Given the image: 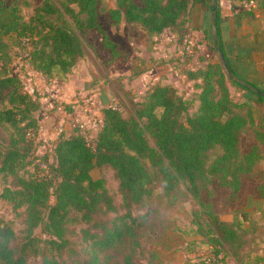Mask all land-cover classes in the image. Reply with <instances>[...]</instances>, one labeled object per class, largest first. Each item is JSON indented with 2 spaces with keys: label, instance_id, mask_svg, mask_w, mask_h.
<instances>
[{
  "label": "trees",
  "instance_id": "obj_1",
  "mask_svg": "<svg viewBox=\"0 0 264 264\" xmlns=\"http://www.w3.org/2000/svg\"><path fill=\"white\" fill-rule=\"evenodd\" d=\"M228 1L231 7H239V15L252 14L250 3L254 1L257 8L264 10V0ZM243 3L250 6L244 8ZM194 5L213 14L212 0H115L107 14L112 27L140 29L147 38L169 32L181 43ZM215 5L216 42L224 55L219 41L218 0ZM98 6L99 0H41L25 16L19 2L6 5L0 1V175L11 179L2 189L0 200L21 217L23 225L20 238L8 222L0 219V264H34L30 260L33 256L40 258L36 264H67L62 255L70 245L69 224L75 220L71 213H78L88 224L99 213L115 210L104 179L90 176L94 167L112 170L130 214V207L140 206L156 181L167 196L184 186L198 199L200 190L211 180L235 194L241 177L262 158L264 124L260 127L256 123L253 106L231 99L228 86L255 92L256 85L249 83V88L230 78L219 58L205 59L199 48L185 55L181 63L177 53L172 59L152 61L156 66L180 67L178 73L193 83L197 90L193 113H189L191 99L158 79L133 102L130 116L124 117L120 110L109 106L101 109L102 126L92 146L72 130L59 134L51 154H37L42 144L36 117L40 98L25 90L21 79L12 73L11 51H23L29 67L45 79L61 81L82 59L81 35L87 31L99 32L102 48L115 57L117 44L100 26ZM66 16L72 25L64 20ZM193 60L201 65L189 66ZM263 101L264 95L258 96L256 102ZM66 108L71 112L72 108ZM146 135L153 139V146ZM244 135L256 141L247 152L240 146ZM51 195L53 204L49 203ZM258 195L264 205V184L258 187ZM199 205L204 211L209 252L219 264H227L226 256L233 264H264V250L253 256L247 251L251 239L259 235L253 232H261L256 223L234 224L221 218L209 203ZM39 226L48 237L34 235ZM93 227H102V232H81L95 248H109L122 235L117 228H107L102 223L94 222ZM261 241L264 244V238ZM123 262L133 264L128 254ZM95 263L93 256L81 264Z\"/></svg>",
  "mask_w": 264,
  "mask_h": 264
},
{
  "label": "rangeland",
  "instance_id": "obj_2",
  "mask_svg": "<svg viewBox=\"0 0 264 264\" xmlns=\"http://www.w3.org/2000/svg\"><path fill=\"white\" fill-rule=\"evenodd\" d=\"M0 1L6 5L11 1L19 2L24 15L28 16L33 7L41 0ZM54 1L59 3L61 0ZM114 1L99 0L98 12L100 26L110 30L113 38L119 42V56L110 63L108 61L109 53L102 49L100 44V33L91 30L82 34L84 55L79 72L76 71L69 77L71 83L62 88V93L59 94L60 97L52 98L53 96H50L48 91L39 90L40 85L45 84V78L31 70L26 62L23 51H18L19 49L11 51L12 56H14L11 65L12 73L21 79L25 90L30 93L35 92L44 98L43 109L37 113L38 119L41 122L39 133L40 135L45 133L43 139L40 138L42 144L37 149V154L39 155L44 153L51 154L53 142L58 138L59 134L61 132L67 133L73 128L70 118L64 117L61 121L59 117L62 116V113L51 112L56 106H62L61 110L66 112V107H84L86 101L92 98L95 103L97 102L101 107H104L102 103L96 100L97 96L99 98L101 96L102 100L101 98L100 100L106 104L105 107L115 105L124 117H128L132 113L131 107L133 102L138 99L144 90L142 87L145 85L144 87L146 88L147 86L146 83L134 84V82V85H132L130 81L136 72L145 69V62H148L150 58L148 54L151 50V45L149 44L146 47L145 40L147 39H145L143 31L140 29L129 31L125 27L111 28L107 11L112 7ZM256 2L254 1L253 6H255ZM246 6L244 4V8H248L250 5ZM235 9L240 10L239 7ZM65 19L72 25L70 18L66 16ZM182 37L183 40L195 42L196 48L202 46L199 50L202 49L205 59H218L211 39V30L207 37H204L205 39L200 41H195L190 30L185 32ZM179 39L173 38L172 40L168 37H159L158 41H155L160 44L159 46L162 45V42H166L165 44L172 43L173 47L168 50H164L165 47L159 49L160 53L165 56L164 59H172L174 54H178V50L183 44V40L180 43ZM108 63L110 65H107ZM195 63L196 61L193 60L189 63V66L195 65ZM107 66L108 73L104 71L105 69L107 70ZM109 66L112 69H109ZM156 67L158 70L157 79L162 80L164 84L176 88L178 92L183 93L186 98L192 100V107L189 113H193L197 107V90L193 88V83L184 80L177 73L180 67L175 69L171 64ZM85 71L88 72V76L85 74ZM228 86L230 97L233 101H244L254 107L256 123L261 127L264 124V101L257 103L256 100L258 96L264 95V93L258 94L246 91L232 84ZM36 90L39 91L36 92ZM97 103L96 106H98ZM87 106L92 107L90 104ZM44 117L47 118V122H51L49 118H53V122H55L52 125V133L54 135L51 138L47 135L50 128L45 127V122L42 121ZM146 138L148 144L153 146V139L149 135H146ZM255 143L256 141L249 135H244L240 139V146L243 152H247ZM260 147L261 160L253 167L250 173L241 177L239 190L235 194H232L228 188L219 186L215 180H211L205 188L200 190L198 199H195L184 186L178 187L176 191L167 196L163 193L160 182L156 181L152 186L151 193L144 199L142 204L138 207H130V214H127V207L121 199L118 183L112 170L107 166L94 167L90 171V176L93 179H104L115 210L108 213H99L96 215L95 220L88 224L80 219L78 213L72 212L71 217L75 218V220L69 224L71 233L68 236V240L70 245L62 255L63 260L67 264H81L88 261L89 258L96 256L95 264H124L123 259L128 254L131 256L133 264H219L217 259L212 257L209 252L210 247L206 242L204 211L199 202L209 203L221 218L231 223L240 222L246 226H249V222L250 224L252 222L256 223L261 228V232H253V234L257 233L259 235L251 239L247 251L252 256L255 253H263L264 244L261 239L264 238V205L258 195V187L264 184V146ZM10 182V178L0 175V193L4 186L10 184ZM49 203H54V196L51 195L49 197ZM0 219L8 222L18 237L21 238L23 236L21 217L15 215L12 209L1 200ZM94 222L102 223L107 228H117L122 232L115 245L106 249L102 247L95 248L89 241L85 240L87 237L81 232L82 229L89 230L91 233L95 232L97 235L102 232V227H93ZM125 233L128 235L126 234L123 237ZM34 235L39 238L48 237L44 233L42 226L34 230ZM251 236L249 234V238ZM225 251L226 249L223 247L222 252L226 253ZM30 260L34 264L40 262L38 256H33ZM224 261L227 264H233L232 259L228 256L225 257ZM248 264H251V261Z\"/></svg>",
  "mask_w": 264,
  "mask_h": 264
},
{
  "label": "crops",
  "instance_id": "obj_3",
  "mask_svg": "<svg viewBox=\"0 0 264 264\" xmlns=\"http://www.w3.org/2000/svg\"><path fill=\"white\" fill-rule=\"evenodd\" d=\"M114 5H115V1L112 7H114ZM218 6H219V15H220L219 41L224 50V57L226 59L229 69L238 79H240L241 81L245 82L248 85L249 83L255 84L256 85L255 89H258L260 93H264V10L257 8L256 6H253L252 14L239 15V11L236 10L235 7H231L230 2L228 0H218ZM197 7H199V9H197ZM120 27H125V26L121 25ZM111 28H115V27H111ZM104 30L107 32L110 39L117 44L118 54L113 58L108 56V61L111 63V61L113 62L120 54L119 42L115 38H113V35L110 32V30L107 29ZM188 30H190V32L192 33L195 41H200L202 39H205L204 37H207L210 30H211V37L213 38L212 13L200 5H194L190 10L189 22L187 24V29L185 32H188ZM159 37H168L171 38L172 40L174 38V36L169 32H163L160 35L153 36L151 38H147L145 36V39H147L145 40L146 47L149 44L151 45L150 47L151 50L149 51L148 54L150 58L148 62H145L146 65L145 69L136 72L135 76L131 78L130 83L132 85L136 83L138 84L146 83L147 84L146 88H147L150 83L158 80L157 79L158 70L156 65H154L152 61L165 58V56H163V54L160 53L159 49L165 47L164 50H168L169 48L173 47L172 43L170 42L167 44H165L166 42H162L161 43L162 45L159 46L160 44L158 42H155L156 40L158 41ZM198 47L202 48V46H198ZM81 61L82 59H80L76 63V65L72 68L71 72L67 75V78L65 80L61 81L55 79L56 82L54 85H49L45 83L43 85H40L39 90L43 89L48 91L49 95L53 96L52 98L60 97L59 94L62 93V88H65L67 85L71 83L69 77H71V75L76 71L79 72ZM110 63H108L107 65H110ZM163 65L165 66V64ZM200 65L201 62L197 60L195 65L193 64V66L191 67L196 68ZM109 69H112L111 66H109ZM31 70L33 69L31 68ZM104 71L106 73L109 72L108 66H107V70L105 69ZM85 74H87L88 76L87 71H85ZM178 74L182 76V78L185 80L183 75H181L180 73ZM144 86L142 87V89L145 90L146 88ZM249 86L251 88V85ZM39 90H36V92H38ZM106 94L108 95V93ZM39 98H40L41 107L38 112H40L41 109H43V104H44L43 102L44 98L41 95L39 96ZM97 98L96 100L102 103L103 106L105 107L106 104H104L101 101L102 100L101 96H100L101 100L98 96ZM89 99L92 100V98ZM61 107L62 106L58 105L55 108H53L51 112L55 111L56 113L57 112H60V114L62 113V116L59 117L61 118L62 121L64 117L66 118L73 117L71 112H74L79 106L78 107L71 106V108L73 109V111L71 110V112H67V111L65 112L64 110H61ZM67 113H70L68 115L71 116L69 117ZM36 117L40 126L41 122L38 119V114H36ZM46 117L48 118V116ZM46 117H44L42 121L45 122L44 124L45 127L50 128L49 129L50 131L48 130L47 135L48 137L51 138V136L54 135V133H52L53 131L52 125L53 123L55 124V122H53V118H49L51 122L49 121L47 122ZM43 135H45V133L42 135H40L39 133V138L43 139L44 137ZM56 140L57 139H55V141Z\"/></svg>",
  "mask_w": 264,
  "mask_h": 264
},
{
  "label": "built area",
  "instance_id": "obj_4",
  "mask_svg": "<svg viewBox=\"0 0 264 264\" xmlns=\"http://www.w3.org/2000/svg\"><path fill=\"white\" fill-rule=\"evenodd\" d=\"M253 4H254L253 2L250 3V5L252 6ZM182 43H183L182 47L177 54L179 63L183 62L185 55L186 56L192 55L195 52V48H196L195 42H193L192 40H183ZM44 82L49 85H54L56 81L54 79H44ZM87 101L84 107L79 106L74 112H71L73 117H70L71 115H68L70 113H67V115L72 120V127H73L72 130L83 135L84 140L92 146L94 141V136L102 126L101 109L103 107H101V105L97 102L96 103L98 106H96L94 100L89 99ZM88 104L92 105V107L87 106ZM109 107L118 110V108L115 105Z\"/></svg>",
  "mask_w": 264,
  "mask_h": 264
},
{
  "label": "water",
  "instance_id": "obj_5",
  "mask_svg": "<svg viewBox=\"0 0 264 264\" xmlns=\"http://www.w3.org/2000/svg\"><path fill=\"white\" fill-rule=\"evenodd\" d=\"M215 10H216L215 0H212V11H213V14H212V20H213V38H212V42H213V47H214V49H215V51H216V53H217V55H218V58H219V60H220V63H221V65H222L224 71L226 72V74H227L230 78H232V79H234V80H236V81H238V82H240V83H242V84H244V85H246V86H248V87L250 88V86H249L248 84H246L245 82H243V81H241L240 79H238V78H237V77L231 72V70L229 69V67H228V65H227V62H226V59H225L223 53L221 52L219 46L217 45V42H216V23L214 22V19H215V14H214V12H215ZM255 91H256V93H258V94L260 93V91H259L258 89H255Z\"/></svg>",
  "mask_w": 264,
  "mask_h": 264
}]
</instances>
